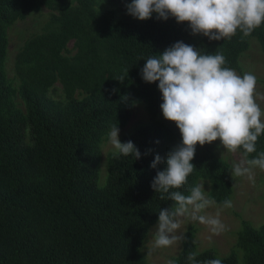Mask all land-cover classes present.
Wrapping results in <instances>:
<instances>
[{
    "label": "trees",
    "instance_id": "obj_1",
    "mask_svg": "<svg viewBox=\"0 0 264 264\" xmlns=\"http://www.w3.org/2000/svg\"><path fill=\"white\" fill-rule=\"evenodd\" d=\"M130 2L0 0V264H148L144 242L159 210L173 204L151 182L182 138L163 117L158 81L142 79L145 59L183 41L201 54L221 52L225 66L241 72L253 41L264 53V24L244 39L238 31L231 40H209L174 17L139 20L128 14ZM43 9L49 14L19 47L11 78L9 29ZM127 70L122 82L116 79ZM139 103L150 121L121 142L132 141L141 157L111 151L102 182V144L113 125L127 126ZM218 143L197 144L195 169L179 191L187 195L206 179L210 198L222 205L233 198L234 182ZM256 149L249 159L264 151V135ZM157 154L162 162L152 168ZM185 235L175 264H193L190 252L196 264H264V223L243 219L237 249L225 256L198 249L195 225Z\"/></svg>",
    "mask_w": 264,
    "mask_h": 264
},
{
    "label": "clouds",
    "instance_id": "obj_2",
    "mask_svg": "<svg viewBox=\"0 0 264 264\" xmlns=\"http://www.w3.org/2000/svg\"><path fill=\"white\" fill-rule=\"evenodd\" d=\"M128 14L145 20L157 14L156 18L167 20L174 17L178 23L187 22L192 34H202L209 40H231L237 32L241 39L250 36L264 24V0H131L126 5ZM141 69L145 82L158 81L162 94L160 108L163 117L175 123L181 135V142L167 153L166 167L158 171L151 182L160 199L171 200L170 208L159 210L158 222L151 251L170 247L187 239L180 232L183 220L198 221L209 227L213 234L225 230L220 211L215 215L202 214L216 204L205 195L204 183L189 189L185 195L179 189L188 183L193 173L197 144L220 141L225 151L236 153L243 150L244 159L232 165L231 176L254 181L253 169L264 171V151L255 157L256 143L264 135V109L258 99L257 77L252 72L238 74L226 67V58L221 52L201 54L190 44L177 41L158 56H150ZM129 70V69H128ZM128 70L119 78L121 82ZM119 128L113 125L108 141L115 149L114 155L141 153L132 141L121 142ZM162 162L157 154L152 168ZM166 194V195H165ZM232 202L225 199L222 208H231ZM197 253L190 252L188 260L196 264ZM167 264H175L174 260ZM204 264H222L220 259H210Z\"/></svg>",
    "mask_w": 264,
    "mask_h": 264
},
{
    "label": "rangeland",
    "instance_id": "obj_3",
    "mask_svg": "<svg viewBox=\"0 0 264 264\" xmlns=\"http://www.w3.org/2000/svg\"><path fill=\"white\" fill-rule=\"evenodd\" d=\"M49 14L48 9H43L41 12H32L25 19L17 21L9 29V47H8V60L7 72L9 77H15L14 60L19 47L31 34L39 32ZM256 40V39H252ZM73 44H71L72 47ZM240 65L242 71H236L238 74L243 75L244 72H252L257 77V93L264 95V53L257 41H253L251 47L243 53L240 58ZM57 91L61 92V85L58 83ZM19 104L23 105L21 100L18 99ZM261 108L264 109V101L258 99ZM150 121V114L148 113L145 104H136L133 110L131 119L127 126L119 129L118 138L121 141L123 136L143 123ZM115 149L106 139L102 144V165H101V179L105 181L107 174V156ZM217 153L219 156L227 159L231 166L234 163L244 159L243 153L238 151L236 153H229L225 151L223 146L218 143ZM254 183L250 181L247 176L234 177V194L231 199V208H222V205L216 203L214 206L206 209L207 215H215L220 211L219 218L225 225V230L219 234H213L209 227L199 223L198 221L183 220L181 229L185 233L190 225L197 227V235L195 241L199 250L208 248L215 249L220 256L228 255L233 250L237 249V233L241 228L243 219L251 220L255 225L259 226L264 223V171L259 168L253 169ZM204 183L205 195L209 196L211 184L206 179H202L199 184ZM101 185V183H100ZM156 224H154L148 233L144 242L143 251L147 257L148 264H167V261L174 260L182 249V242L174 244L170 247L158 248L151 251L154 234L156 231Z\"/></svg>",
    "mask_w": 264,
    "mask_h": 264
}]
</instances>
